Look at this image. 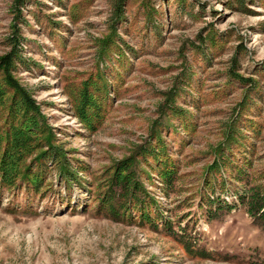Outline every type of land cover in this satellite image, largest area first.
I'll return each instance as SVG.
<instances>
[{"label":"rangeland","instance_id":"rangeland-1","mask_svg":"<svg viewBox=\"0 0 264 264\" xmlns=\"http://www.w3.org/2000/svg\"><path fill=\"white\" fill-rule=\"evenodd\" d=\"M3 55L0 264H264V0H0Z\"/></svg>","mask_w":264,"mask_h":264},{"label":"trees","instance_id":"trees-1","mask_svg":"<svg viewBox=\"0 0 264 264\" xmlns=\"http://www.w3.org/2000/svg\"><path fill=\"white\" fill-rule=\"evenodd\" d=\"M9 55H3L0 57V66L3 70L7 69ZM10 59V58H9ZM6 79L9 85L12 89H14V92H19L18 99L21 102L29 104V98L28 96L21 90L19 85L16 83L15 80L11 78V76L6 73ZM19 105V104H18ZM25 105V104H21ZM18 106L17 108H23L22 106ZM26 106V105H25ZM23 111V110H22ZM30 122V121H29ZM32 123L35 124V121L32 120ZM30 122V123H31ZM30 133L29 131H24L22 128H18L15 131H12L10 134V145L9 148L4 150L3 156L0 157V182L1 183H8L12 180V177H14L18 170V162H20L21 154L23 153L26 141L29 139ZM46 150L40 151V153H44ZM52 155L54 153H51ZM133 157L130 156V158H127V161H122L121 165L117 168L114 167L113 172L108 177V181L110 183L111 187H114L112 189L118 188L120 190L119 194H116L112 189L108 190V193L105 194L103 198V204H106L108 208L112 211H114L116 214L120 212V210H124V207L127 208V210L130 211V209L136 207V206H147L149 202H154L151 196L148 195V193L142 189V186L140 182L138 181V178L135 175L134 169L129 167V165L133 162ZM171 166H163L161 169H159V174H161L162 178L165 181H168L171 177ZM62 170V167H61ZM26 174V173H25ZM117 198V202L113 203L112 198L115 196ZM248 208L250 210H256L258 211L264 204V198H260L258 194H256L255 197L251 196L250 200L247 202ZM141 207V208H143ZM148 213H145V216H147ZM258 217L264 218V209L258 213ZM264 220V219H263ZM264 226V222H263Z\"/></svg>","mask_w":264,"mask_h":264}]
</instances>
